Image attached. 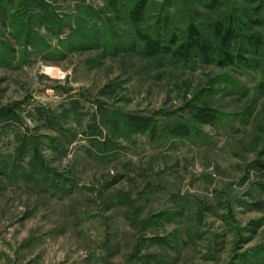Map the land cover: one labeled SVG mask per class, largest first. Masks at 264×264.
<instances>
[{"label": "rangeland", "instance_id": "1", "mask_svg": "<svg viewBox=\"0 0 264 264\" xmlns=\"http://www.w3.org/2000/svg\"><path fill=\"white\" fill-rule=\"evenodd\" d=\"M216 2L0 0V264H264L260 67L153 49L232 12L262 50Z\"/></svg>", "mask_w": 264, "mask_h": 264}, {"label": "trees", "instance_id": "2", "mask_svg": "<svg viewBox=\"0 0 264 264\" xmlns=\"http://www.w3.org/2000/svg\"><path fill=\"white\" fill-rule=\"evenodd\" d=\"M216 1L210 0L209 7L217 6ZM251 10L255 11V8ZM233 15L231 12L228 14L223 13L215 20L207 18V23H205L207 26L203 31H200L192 21L186 22L183 29L184 37L177 45L173 46L177 35L172 31L170 33L164 32V34L161 33V40L158 43L157 41L154 42L158 46L155 44L153 49L159 50L156 53L158 55L162 49L163 51L169 50V53L174 55L173 58L179 57H177L179 61L191 60L193 57L201 62L215 63L219 66L226 64L252 68L257 65V67H260V73L263 77L261 85L264 87V48L260 50L262 42L257 34L247 32L246 29L241 30L236 25L238 21L235 20ZM158 18L155 23L160 26L165 18L163 16ZM255 57L260 58L262 62L260 59L256 60ZM208 117L213 118V115ZM143 120L145 122L143 125H146L147 119Z\"/></svg>", "mask_w": 264, "mask_h": 264}]
</instances>
